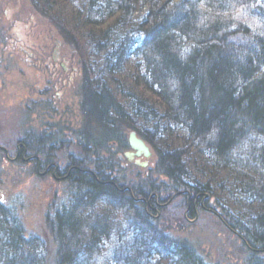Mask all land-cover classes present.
Listing matches in <instances>:
<instances>
[{
	"label": "trees",
	"instance_id": "trees-1",
	"mask_svg": "<svg viewBox=\"0 0 264 264\" xmlns=\"http://www.w3.org/2000/svg\"><path fill=\"white\" fill-rule=\"evenodd\" d=\"M60 1L90 32L72 30L93 62L82 78V150L111 160L127 149L125 125L155 151L166 196L227 191L238 210L226 213L228 228L252 256L264 253V0ZM107 81L120 87L112 92ZM67 183L66 204L49 220L52 264H207L134 201L159 195L153 184L130 197L80 163ZM0 264H50L43 243L25 238L2 205Z\"/></svg>",
	"mask_w": 264,
	"mask_h": 264
},
{
	"label": "rangeland",
	"instance_id": "rangeland-1",
	"mask_svg": "<svg viewBox=\"0 0 264 264\" xmlns=\"http://www.w3.org/2000/svg\"><path fill=\"white\" fill-rule=\"evenodd\" d=\"M35 4L65 22L70 33L66 35L55 24L54 16L41 15L30 0H0V205L14 214L25 238L39 239L52 264L55 243L49 220L66 204L69 185L62 179L68 167L80 163L88 171L98 167L125 191L153 184L159 195L134 201L143 203L159 230L185 243L207 264H264V253L252 256L241 237L227 226L226 213L237 210L227 197L230 194L214 191L204 197L202 207L188 212L191 194L181 191L166 196L161 190L167 181L155 173L156 154L151 147L147 145L151 157L140 159L146 162L145 168L126 160L131 131L125 125L121 136L127 149L112 151L111 160L103 150L95 158L82 150L79 135L86 122L81 111L82 78L93 62L82 42L72 40V30L75 35L77 29L86 35L90 32L62 1L38 0ZM106 83L112 92L117 91V82ZM121 86L130 96L134 93L128 83ZM87 124L91 130L95 127L93 122ZM19 145L26 152L17 158ZM35 157L56 167L59 180L44 173L45 165L37 173ZM107 164H112L110 171ZM149 198L153 211L151 205L146 206Z\"/></svg>",
	"mask_w": 264,
	"mask_h": 264
},
{
	"label": "flooded vegetation",
	"instance_id": "flooded-vegetation-1",
	"mask_svg": "<svg viewBox=\"0 0 264 264\" xmlns=\"http://www.w3.org/2000/svg\"><path fill=\"white\" fill-rule=\"evenodd\" d=\"M18 149H20V150H18L17 151V153H16V156H17V158H19V157H21L22 155H23V153L24 152H26V148L24 147V146H22V145H19V147H18ZM25 154V153H24ZM21 159V158H20ZM35 160V164H36V172L37 173H40V171L42 170L41 168H43V165H45V171H44V173L45 174H48V173H50V175H51V177L53 176L54 178H56V179H58L57 178V172H58V170H57V168L56 167H51V164L50 163H47V162H43V161H41L38 157L36 158H34ZM121 161H123V160H121ZM130 164H132V163H130ZM57 170V171H56ZM74 170V165H73V163L68 167V170H67V172H66V174H65V177L62 179V180H64V181H68V179H69V176H70V174H71V172ZM56 172V173H55ZM59 180V179H58ZM152 198H149V200L147 201V203H146V206L147 207H150V205H151V207H152V203L150 204V200H151ZM155 197H154V201H155ZM205 200L204 199H200L198 196H195V197H191L190 195H188V200H187V206H189L188 208H187V211L188 212H193L194 211V209H195V206H197V205H199V207H202V204H203V202H204ZM153 203H156V202H153ZM158 207V206H157ZM151 211H153V207L151 208Z\"/></svg>",
	"mask_w": 264,
	"mask_h": 264
},
{
	"label": "water",
	"instance_id": "water-1",
	"mask_svg": "<svg viewBox=\"0 0 264 264\" xmlns=\"http://www.w3.org/2000/svg\"><path fill=\"white\" fill-rule=\"evenodd\" d=\"M127 145L130 151L124 154L126 160L140 168H145L147 166L146 162H141L140 159L147 160L151 157V153L146 144L135 133L131 132L127 138Z\"/></svg>",
	"mask_w": 264,
	"mask_h": 264
},
{
	"label": "bare ground",
	"instance_id": "bare-ground-1",
	"mask_svg": "<svg viewBox=\"0 0 264 264\" xmlns=\"http://www.w3.org/2000/svg\"><path fill=\"white\" fill-rule=\"evenodd\" d=\"M147 146V145H146ZM149 149V148H148ZM149 152L151 153V151H150V149H149ZM126 189H124V191H125ZM129 191L130 190H127V191H125V192H128L129 193ZM129 195H130V193H129Z\"/></svg>",
	"mask_w": 264,
	"mask_h": 264
}]
</instances>
